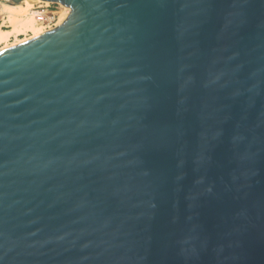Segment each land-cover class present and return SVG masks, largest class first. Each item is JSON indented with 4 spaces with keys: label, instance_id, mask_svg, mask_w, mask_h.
Here are the masks:
<instances>
[{
    "label": "water",
    "instance_id": "95a60500",
    "mask_svg": "<svg viewBox=\"0 0 264 264\" xmlns=\"http://www.w3.org/2000/svg\"><path fill=\"white\" fill-rule=\"evenodd\" d=\"M57 1L0 50V264H264V0Z\"/></svg>",
    "mask_w": 264,
    "mask_h": 264
},
{
    "label": "bare ground",
    "instance_id": "6f19581e",
    "mask_svg": "<svg viewBox=\"0 0 264 264\" xmlns=\"http://www.w3.org/2000/svg\"><path fill=\"white\" fill-rule=\"evenodd\" d=\"M38 2L58 3L65 7L55 25L48 27L45 23L37 21L34 4ZM70 12L71 7L68 4L57 0H20L19 2L14 0H5L2 8V13L5 17L3 24L6 22L8 24L7 28L0 25V44L4 43L3 46L0 47V50L54 29L66 20ZM28 32H32V34L30 36H26L25 38L19 37L21 34H27ZM12 36L16 37V41L8 42Z\"/></svg>",
    "mask_w": 264,
    "mask_h": 264
},
{
    "label": "built area",
    "instance_id": "2783aa9c",
    "mask_svg": "<svg viewBox=\"0 0 264 264\" xmlns=\"http://www.w3.org/2000/svg\"><path fill=\"white\" fill-rule=\"evenodd\" d=\"M5 0H0V24H3L4 15L2 13L3 8V2ZM51 3H45V2H38L36 6H34L35 14L37 21L48 23L51 22L53 19H55L56 14L55 11L50 10Z\"/></svg>",
    "mask_w": 264,
    "mask_h": 264
},
{
    "label": "rangeland",
    "instance_id": "374dc122",
    "mask_svg": "<svg viewBox=\"0 0 264 264\" xmlns=\"http://www.w3.org/2000/svg\"><path fill=\"white\" fill-rule=\"evenodd\" d=\"M35 6L37 5L34 4ZM65 9V7L61 6L60 4L58 3H51V7H50V10L51 11H55V14H56V17L55 19H53L51 22H48V23H45L46 26H52V25H55V23L59 20V16L62 12V10ZM3 23V22H2ZM7 22L5 24H0V25H3L4 28H7ZM32 34V32H28L27 34H21L19 37L21 38H25L26 36H30ZM16 41V37L12 36L8 42H14ZM4 43H1L0 44V47L3 46Z\"/></svg>",
    "mask_w": 264,
    "mask_h": 264
}]
</instances>
